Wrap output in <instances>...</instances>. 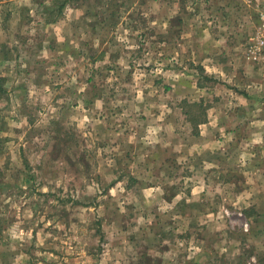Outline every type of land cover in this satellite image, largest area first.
Wrapping results in <instances>:
<instances>
[{"label":"rangeland","instance_id":"1","mask_svg":"<svg viewBox=\"0 0 264 264\" xmlns=\"http://www.w3.org/2000/svg\"><path fill=\"white\" fill-rule=\"evenodd\" d=\"M4 1L0 264H264V0Z\"/></svg>","mask_w":264,"mask_h":264},{"label":"crops","instance_id":"2","mask_svg":"<svg viewBox=\"0 0 264 264\" xmlns=\"http://www.w3.org/2000/svg\"><path fill=\"white\" fill-rule=\"evenodd\" d=\"M12 1L14 2L17 0L4 1L3 3L6 6L7 5L12 6V4L9 5L10 2H12ZM249 1H251V0H249ZM7 2H9V4ZM23 9H24V7H23ZM15 12H18L20 15H22V13L26 12V11H16L15 10L13 12H8V13L12 14ZM3 16H4L3 18H5L6 14H3ZM57 19H59V20L62 19V16H58ZM29 29L30 28H27V31ZM23 33H26V31H24ZM229 33H235V32H234V30H231ZM225 35H228L227 32L225 33ZM218 47H221L222 49H226V53L223 55H216L214 53H210V54L204 53L203 51L200 50L198 55H195L194 57L197 59V61L201 62V64L204 67L212 65V66H216L219 68H224L226 66L234 65L235 63H232V62H229L228 64H224L225 62L222 63L221 60H227L226 58H229L231 56V52L233 51V49L237 48V46L236 45H228V44L224 43V46L219 44ZM206 49H209L208 46H206ZM222 51L223 50H221V52ZM242 57L244 60H246L244 58V51H243ZM231 58H233L231 61H237L238 59L240 60V56H238V54L236 55V57L232 55ZM6 63L9 64V61H8L7 57H5V52L2 51V46L0 45V77L4 76L1 73H2V67ZM240 157H241V159L239 160V162L245 166V169L248 166V168H250L251 173L253 175V177L251 178V180L253 181V184L251 187H249V190L252 191V194H250V197H253V199H252L253 205H254V203H256V205L254 206V209L257 213L261 214V216L260 215L258 216L259 218L264 217V148H263V150L254 151L253 149H251L248 152L245 151L244 154L241 155ZM260 161H262V162H260ZM258 163H260V165H257ZM215 167L217 168V165H215ZM205 176H206V174H205ZM204 183L206 184L205 180H204ZM253 214L254 213H252L249 216L252 219L251 221H253L254 218H258L255 214L254 215Z\"/></svg>","mask_w":264,"mask_h":264},{"label":"built area","instance_id":"3","mask_svg":"<svg viewBox=\"0 0 264 264\" xmlns=\"http://www.w3.org/2000/svg\"><path fill=\"white\" fill-rule=\"evenodd\" d=\"M257 33L255 36V46L251 47L252 50L250 51V54L252 55L253 59H256L259 55L264 56V13L259 14V24L257 27ZM226 213L228 211L226 210ZM241 213L239 212L238 215ZM244 227H247V222L243 224Z\"/></svg>","mask_w":264,"mask_h":264},{"label":"trees","instance_id":"4","mask_svg":"<svg viewBox=\"0 0 264 264\" xmlns=\"http://www.w3.org/2000/svg\"><path fill=\"white\" fill-rule=\"evenodd\" d=\"M3 82H4V78L3 77H0V97H1V95L3 93Z\"/></svg>","mask_w":264,"mask_h":264}]
</instances>
